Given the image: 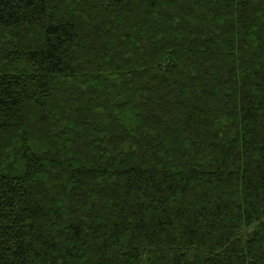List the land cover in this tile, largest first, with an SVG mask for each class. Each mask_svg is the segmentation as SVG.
Masks as SVG:
<instances>
[{
    "label": "trees",
    "instance_id": "trees-1",
    "mask_svg": "<svg viewBox=\"0 0 264 264\" xmlns=\"http://www.w3.org/2000/svg\"><path fill=\"white\" fill-rule=\"evenodd\" d=\"M0 264H264V0H0Z\"/></svg>",
    "mask_w": 264,
    "mask_h": 264
}]
</instances>
